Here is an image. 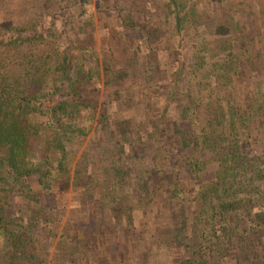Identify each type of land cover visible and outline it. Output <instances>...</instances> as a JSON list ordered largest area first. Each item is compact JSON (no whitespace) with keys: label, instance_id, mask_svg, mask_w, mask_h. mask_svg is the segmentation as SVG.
<instances>
[{"label":"trees","instance_id":"1","mask_svg":"<svg viewBox=\"0 0 264 264\" xmlns=\"http://www.w3.org/2000/svg\"><path fill=\"white\" fill-rule=\"evenodd\" d=\"M92 4L115 17L99 28V50L77 21ZM188 6L0 0V264H47L39 233L55 224L68 186L92 210L93 243H111L135 228V213L156 208L154 221L167 224L142 240L175 264H264V82L245 85L237 63L244 57L257 73L264 56H248L245 34L241 54L231 36L218 53L202 42L186 61L187 26L198 32L204 23ZM100 80V91L90 89ZM93 130L101 142L83 145ZM62 232L67 250L54 262L80 264L74 229Z\"/></svg>","mask_w":264,"mask_h":264},{"label":"rangeland","instance_id":"2","mask_svg":"<svg viewBox=\"0 0 264 264\" xmlns=\"http://www.w3.org/2000/svg\"><path fill=\"white\" fill-rule=\"evenodd\" d=\"M186 1L189 8H193V16L196 19L202 17L204 23L200 26L198 32L191 31L187 26V38L183 40L184 48L186 50L185 57L188 61L191 57V53L195 47L202 46V42L208 43L209 51L211 53H218V48H221L219 41L221 38L230 37L231 42H237L235 45L236 53L240 54L243 52V45L239 40V37L246 34V46L249 50L248 56L255 58L256 54H262L264 56V0H219L222 3V7L218 8L219 2L217 0H181V2ZM96 5L92 4L85 6L82 15L78 17L79 25H89V29L96 41L97 49L99 50L101 46V41L99 39L103 36V31L99 28L102 26H110L114 24L115 17H113L110 12H103L102 14L97 13ZM15 4L12 12L20 14L22 10L16 8ZM25 9H29L28 6H24ZM221 12V14H220ZM227 12L226 14H224ZM227 16L224 17V16ZM230 16V17H229ZM217 17V20L214 18ZM224 17V18H223ZM15 18V17H14ZM213 19V21H212ZM162 20V18H160ZM159 20V22H160ZM212 21V24H211ZM238 21V25H237ZM211 27H210V26ZM209 26V28H208ZM227 30L233 31L226 32L225 36L218 34V30L221 27ZM220 33H222L220 31ZM178 38H175L177 40ZM101 49V48H100ZM115 49V48H114ZM96 50L94 56L91 58L90 63L92 67L98 64L100 61V53ZM212 55V54H210ZM228 54L219 55L221 57H216L214 61H221V58H225ZM207 56V54H206ZM229 57V56H228ZM212 59L208 56V61ZM246 58L241 57L238 59L237 63L241 70V74L245 80V85H255L264 82V63L263 69L257 73H252L246 67ZM159 68L164 71V59L160 60ZM163 69V70H162ZM193 70V69H192ZM161 80L164 79V75L160 76ZM195 84L196 81L194 80ZM164 85V81L161 82ZM90 89H102L101 80L100 82L91 84ZM99 98L97 104H101L104 100L102 91L99 93ZM110 110V108H109ZM113 112L121 110L118 104L112 105ZM124 115H128L127 111ZM89 116L87 113L84 117ZM102 135L97 133L95 130L89 134L83 145L87 144H98L101 142ZM81 151L72 157V167L73 171L76 161L80 157ZM79 192L73 191L69 186L66 189V194H64L62 200L59 203V212L57 213L56 222L49 227L43 225L39 233V240L42 243L40 249V259L45 261L47 264H57L56 261L64 253L62 247H64L61 241V235L63 234L64 228L74 229V234L77 236L76 245L72 246V249L79 254V257H83L80 264H97L96 260L99 257H107L110 264H175L174 255L165 252L163 249L157 248L153 249L149 246L147 241L142 240V237H146V230L151 231L153 226H164L167 224L164 220L154 221L153 217L157 212V209L148 212L135 213L136 220L134 223L135 228L133 230H124L120 233L119 237L113 240L111 243L107 238H95L98 243H93L91 236L94 237V230L92 229L93 220L91 222V217L93 213L88 205H84L81 197H78ZM85 212V215L82 213ZM87 213V214H86ZM152 219H151V217ZM92 223V224H91ZM81 234H87V238L90 240L83 244L81 241ZM114 238V235L112 236ZM74 241V242H75ZM93 243V244H92ZM134 243L139 244V248L134 249ZM138 243V244H137ZM145 243L149 246L148 250L145 249ZM65 249V247H64ZM67 250V249H65ZM90 259V262H88Z\"/></svg>","mask_w":264,"mask_h":264}]
</instances>
